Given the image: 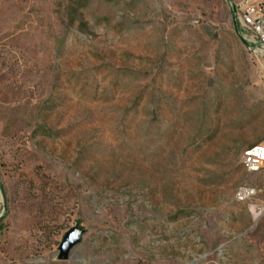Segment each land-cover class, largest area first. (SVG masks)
<instances>
[{"label": "rangeland", "instance_id": "rangeland-1", "mask_svg": "<svg viewBox=\"0 0 264 264\" xmlns=\"http://www.w3.org/2000/svg\"><path fill=\"white\" fill-rule=\"evenodd\" d=\"M238 1L0 0V264H264Z\"/></svg>", "mask_w": 264, "mask_h": 264}, {"label": "built area", "instance_id": "built-area-1", "mask_svg": "<svg viewBox=\"0 0 264 264\" xmlns=\"http://www.w3.org/2000/svg\"><path fill=\"white\" fill-rule=\"evenodd\" d=\"M234 20L237 23L238 36L253 50L264 52V7L255 0H239L233 4ZM243 168L250 173L264 169V136L245 151ZM255 193L250 187H241L236 198L243 201Z\"/></svg>", "mask_w": 264, "mask_h": 264}, {"label": "water", "instance_id": "water-1", "mask_svg": "<svg viewBox=\"0 0 264 264\" xmlns=\"http://www.w3.org/2000/svg\"><path fill=\"white\" fill-rule=\"evenodd\" d=\"M234 26L235 31L238 34L237 23L235 20ZM245 45L249 50H252V48L248 44L245 43ZM83 234L84 229L79 226L72 227L64 234L63 239L58 248L59 260H67L69 258L73 248L76 247L79 243H81Z\"/></svg>", "mask_w": 264, "mask_h": 264}]
</instances>
